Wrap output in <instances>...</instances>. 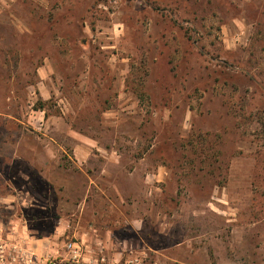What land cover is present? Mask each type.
Listing matches in <instances>:
<instances>
[{"label":"rangeland","instance_id":"1","mask_svg":"<svg viewBox=\"0 0 264 264\" xmlns=\"http://www.w3.org/2000/svg\"><path fill=\"white\" fill-rule=\"evenodd\" d=\"M0 264H264V0H0Z\"/></svg>","mask_w":264,"mask_h":264},{"label":"built area","instance_id":"2","mask_svg":"<svg viewBox=\"0 0 264 264\" xmlns=\"http://www.w3.org/2000/svg\"><path fill=\"white\" fill-rule=\"evenodd\" d=\"M65 252L69 255V260H72V258H76L78 256L79 247L74 242H69L65 245Z\"/></svg>","mask_w":264,"mask_h":264}]
</instances>
